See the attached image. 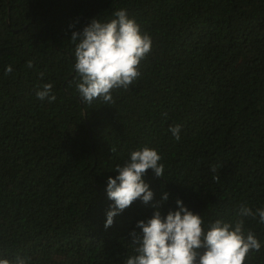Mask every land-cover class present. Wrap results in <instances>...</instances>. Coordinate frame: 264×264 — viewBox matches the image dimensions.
<instances>
[{"label": "trees", "instance_id": "16d2710c", "mask_svg": "<svg viewBox=\"0 0 264 264\" xmlns=\"http://www.w3.org/2000/svg\"><path fill=\"white\" fill-rule=\"evenodd\" d=\"M120 9L152 49L114 104L89 106L71 36ZM45 83L52 103L36 97ZM145 146L165 166L143 177L153 200L106 229L108 178ZM177 200L206 227L234 223L241 205L264 209V0H0V258L125 264L137 223ZM244 219L262 245L245 264H264V224Z\"/></svg>", "mask_w": 264, "mask_h": 264}, {"label": "clouds", "instance_id": "9594fccd", "mask_svg": "<svg viewBox=\"0 0 264 264\" xmlns=\"http://www.w3.org/2000/svg\"><path fill=\"white\" fill-rule=\"evenodd\" d=\"M113 16L108 22L94 18L82 31H74L71 36L75 45L76 89L89 106L96 101L114 104L113 92L130 89L141 76V62L152 49L151 37L142 32L135 19L129 18L126 9L115 11ZM27 67L32 68L33 61H28ZM12 72V66H7L5 75ZM40 75L42 78L43 73ZM53 87L52 83L40 86L37 99L54 102ZM169 131L180 140V125L170 127ZM162 159L157 150L145 146L131 152L123 166H116L114 172L118 175L107 181V197L114 203L106 213V229L113 225L114 217L135 201L148 204L153 200L154 193L143 177L152 170L155 177L163 178ZM211 171L215 172L216 168L212 167ZM213 179L219 181L220 177ZM167 199L165 193L162 200ZM176 205L178 210L169 211L166 217L156 210L147 222L137 223L141 231L130 233L136 255L128 257L125 264H245L249 253L260 251L261 242L254 232L245 229L244 218L258 217L264 224V209L253 212L241 205L237 212L240 218L234 223L216 220L206 227L203 217L190 211L181 200ZM0 264H26V260L19 256L15 261L0 258Z\"/></svg>", "mask_w": 264, "mask_h": 264}]
</instances>
